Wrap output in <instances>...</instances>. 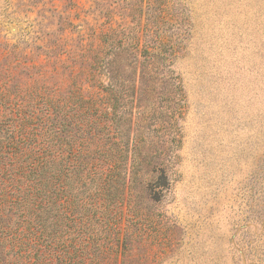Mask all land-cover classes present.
Wrapping results in <instances>:
<instances>
[{
    "label": "rangeland",
    "instance_id": "rangeland-1",
    "mask_svg": "<svg viewBox=\"0 0 264 264\" xmlns=\"http://www.w3.org/2000/svg\"><path fill=\"white\" fill-rule=\"evenodd\" d=\"M5 41L140 143L109 264H264V0H0Z\"/></svg>",
    "mask_w": 264,
    "mask_h": 264
},
{
    "label": "trees",
    "instance_id": "trees-1",
    "mask_svg": "<svg viewBox=\"0 0 264 264\" xmlns=\"http://www.w3.org/2000/svg\"><path fill=\"white\" fill-rule=\"evenodd\" d=\"M105 34L121 48L116 33ZM123 38L116 57L142 62L140 41ZM0 44V264L115 263L126 239L117 227L131 192L126 171L144 159L140 143L119 139L115 104L113 114L91 113V100L88 114L80 92L52 81L49 64L27 58L19 43ZM112 62L104 88L114 95Z\"/></svg>",
    "mask_w": 264,
    "mask_h": 264
}]
</instances>
